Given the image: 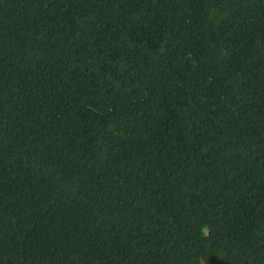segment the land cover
<instances>
[{
  "label": "trees",
  "instance_id": "16d2710c",
  "mask_svg": "<svg viewBox=\"0 0 264 264\" xmlns=\"http://www.w3.org/2000/svg\"><path fill=\"white\" fill-rule=\"evenodd\" d=\"M0 264H264V0H0Z\"/></svg>",
  "mask_w": 264,
  "mask_h": 264
}]
</instances>
